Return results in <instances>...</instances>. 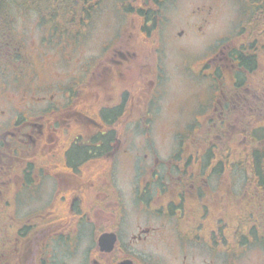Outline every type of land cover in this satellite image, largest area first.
I'll use <instances>...</instances> for the list:
<instances>
[{
	"label": "flooded vegetation",
	"instance_id": "flooded-vegetation-1",
	"mask_svg": "<svg viewBox=\"0 0 264 264\" xmlns=\"http://www.w3.org/2000/svg\"><path fill=\"white\" fill-rule=\"evenodd\" d=\"M155 8L137 23L148 25ZM119 22L123 31L95 55L81 49L83 24L44 28L36 48L20 37L18 59L7 62L11 76L0 78V264H264V184L248 183L250 170L231 167L240 155L239 114L257 101L213 84L218 92L194 108L203 116L175 129L188 134L174 137L170 158L154 156L146 146L165 90L162 68L149 77L132 20ZM228 49L191 66L190 78L197 82L211 66L203 77L213 83L224 65L234 70ZM33 53L52 55L50 81L38 84ZM205 120L212 132L193 139ZM122 169L131 175L127 184L116 183ZM247 208H255L250 220ZM160 245L163 256L154 253Z\"/></svg>",
	"mask_w": 264,
	"mask_h": 264
},
{
	"label": "rangeland",
	"instance_id": "rangeland-1",
	"mask_svg": "<svg viewBox=\"0 0 264 264\" xmlns=\"http://www.w3.org/2000/svg\"><path fill=\"white\" fill-rule=\"evenodd\" d=\"M93 1L95 2L97 0ZM99 1L94 10L88 15L86 23L88 28L87 40L82 44L81 49H83V53L86 52L88 55H95L96 52L100 51V45L106 44L110 37L121 29V25L123 24L120 25L119 21L132 20L133 27L131 28H133L132 37L135 40V49H137V52H143L147 58L140 65L146 63L148 69H152L149 77L154 76V79V73H157L158 67L162 68V71L159 70V72L162 74L161 80L165 86L164 94L161 98L160 110L152 125L153 133L151 132L149 138H146L149 143L146 146V150L153 153L156 157L170 158L175 150L174 140L176 138L174 137L181 136V134H188H175V129H178L180 125H193L196 119L203 116V114L198 116L199 114L194 110L199 105L198 101L207 103L210 94L218 92L213 91L216 89L215 87L227 90H233L235 88L234 86L232 87L231 82L223 84L224 79L229 78L230 66L224 65V68L217 73L222 75L223 80L220 79L222 80L220 81L217 78L213 83L208 78L203 77V73L205 75L208 74V76L211 75V66L205 70L202 68L201 74L197 77V82L194 81L193 77L190 78V75L193 73L191 66L199 62L201 63V61L209 60L223 46L229 47V49L239 46V40L241 39L239 34L240 27L246 22L249 7L241 0H163V3L157 9L154 7L156 4L152 5L150 2L149 6H146L147 0ZM91 4L92 6L94 5V3ZM124 7H129V10H126ZM146 8H155L157 12L152 11L150 13L151 17L154 16V18L148 19V25L137 23L141 22L142 19L137 20V17L140 16L135 12L145 10ZM209 10L211 11L210 14H204L206 13L205 11ZM13 17V28L17 30L20 37L27 40V48L29 49L36 48L33 46V43L35 42L37 44L41 40L40 38L44 28L68 26L63 22L64 19L62 21L59 19L60 15H50L51 21L44 24H40L39 17L35 13L25 10L16 11ZM68 18L67 20L69 21L70 18ZM52 22L55 25L51 26L53 24ZM245 30L244 37L249 36L251 38L254 33L256 38L258 37L257 31L252 32L248 27ZM120 31L122 32L123 30ZM128 33L129 31L125 32V34ZM263 45L264 42L258 51L260 56L256 63V71L248 75V80L243 84L242 88H236L240 93L251 92L250 94H252L254 92L251 99L254 103L257 101L258 104H255V106L251 105L252 107H261L264 104V102L260 103V99L264 97ZM32 56L35 64L34 69L36 74H38V80L36 79L38 84L50 81L53 76L52 71L55 70L53 68L52 55L49 54L45 57L40 56L36 58L33 53ZM10 70H13V67L6 73H11ZM145 78L147 79V76ZM213 84L215 86L214 89H212ZM246 90L247 92H245ZM261 90L263 94L260 92ZM245 111L239 114L240 124L238 127V135L240 138L238 141L240 146L239 152L242 153L247 150L246 141L242 138V134L246 131L242 129L243 124L245 122L247 123V130L252 127L262 128L264 126V109L259 112ZM252 117H255V119L252 120ZM171 128H174L173 132L167 134ZM209 132L212 131L207 124V120H205L202 131L195 133L193 139L200 140L204 136V133L208 134ZM253 134L260 142L262 140L264 141V131L260 133L254 132ZM137 138L134 137V147L138 144ZM252 146V149H255L261 145L258 144L257 146L256 143H253ZM116 175L117 184L120 181L122 184H127V180L131 176L128 169H122ZM233 210L235 209L231 211ZM254 214L253 208H247V214L245 216H247L248 220ZM262 214L264 215V209ZM260 229L264 231V220L263 227ZM262 233L264 236V232ZM154 253L163 256L162 246L154 247Z\"/></svg>",
	"mask_w": 264,
	"mask_h": 264
},
{
	"label": "trees",
	"instance_id": "trees-1",
	"mask_svg": "<svg viewBox=\"0 0 264 264\" xmlns=\"http://www.w3.org/2000/svg\"><path fill=\"white\" fill-rule=\"evenodd\" d=\"M98 1L99 0L95 2L93 0H0V77L8 78V75L11 73L6 72H8L11 67L7 69V62L14 63L15 60L18 59L19 55L21 42L19 40L20 34H18L15 28H13V16L15 15L16 11L25 10L35 13V15L39 17L40 24H44L46 22L48 23L49 21H51L50 15H60L59 19L61 21L64 19L63 22L68 26L83 25L87 23L88 15L97 6ZM151 1L157 4L159 0ZM241 1L247 4V7H249V12H247L248 15L246 22H244L245 24L240 27L239 34L241 39L239 40V46L229 49V51L227 52L230 60H233L235 68L234 70L230 71L228 75L229 78L224 79L223 83L225 84L226 82H231L232 87L234 86L235 88L233 89L235 90H237V87L242 88L243 84H245L248 80V75L256 71V63L258 62L260 56L258 51L260 49V46H262L264 42V0ZM91 3H94V5L92 6ZM124 8L126 10H129V7H127L128 9L126 7ZM144 12L145 11L143 10H138L135 13H137L141 17L142 15H145ZM67 17L70 18H68L69 21L67 20ZM52 25H55V23L51 24V26ZM246 27L252 30V32L257 31L258 37L256 38V36L254 35L255 33L252 34L253 36H251V38L249 36L244 37ZM262 49H264V45ZM14 70L17 69L15 68ZM218 72H220V70H218ZM14 74L13 76H15ZM217 78H219V80L222 79V75L218 74ZM260 92H262L263 94L262 90ZM252 94L254 95V92H252ZM261 102H264V97L263 99H260V103ZM263 109L264 104L261 107H254L253 111L259 112ZM254 119L255 117H252V120ZM239 124L240 123L238 122V126L236 128L237 132ZM246 124L247 123L245 122L242 126V129L246 130L242 134V138L246 141L247 150L244 153L239 152L240 155L237 157L238 161L233 163L231 167H235V169L241 168L243 170H250L251 173L248 171V173L250 174V176L248 175V177L250 178V180H248V183H259L263 185L264 141L262 140V142H260L259 140H257V137L253 133H260L264 131V126H262V128L252 127L247 130ZM253 143H256L257 146L258 144L261 146L252 149ZM260 187L261 192H264V187Z\"/></svg>",
	"mask_w": 264,
	"mask_h": 264
},
{
	"label": "bare ground",
	"instance_id": "bare-ground-1",
	"mask_svg": "<svg viewBox=\"0 0 264 264\" xmlns=\"http://www.w3.org/2000/svg\"><path fill=\"white\" fill-rule=\"evenodd\" d=\"M43 4V3H42Z\"/></svg>",
	"mask_w": 264,
	"mask_h": 264
}]
</instances>
